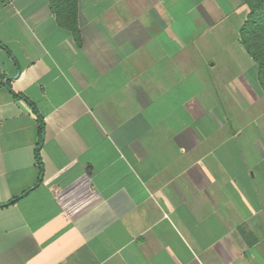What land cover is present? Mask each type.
Instances as JSON below:
<instances>
[{"label": "crops", "instance_id": "0c3cea01", "mask_svg": "<svg viewBox=\"0 0 264 264\" xmlns=\"http://www.w3.org/2000/svg\"><path fill=\"white\" fill-rule=\"evenodd\" d=\"M247 13L77 0L75 35L50 0H0V264H264ZM89 189L73 212L59 201Z\"/></svg>", "mask_w": 264, "mask_h": 264}, {"label": "trees", "instance_id": "16d2710c", "mask_svg": "<svg viewBox=\"0 0 264 264\" xmlns=\"http://www.w3.org/2000/svg\"><path fill=\"white\" fill-rule=\"evenodd\" d=\"M243 2L248 6V13L240 29V39L247 52L256 63L257 80L264 91V36H262L264 33V0H243ZM50 8L60 25L70 29L75 35L78 34L76 27L77 0H50ZM258 30H261L262 33L258 34ZM250 36H253L255 42H251L249 39ZM0 46H2L1 43ZM7 88L14 97H21L29 102L24 95L15 93L10 83H7ZM33 110L37 115L40 139H42L44 120L34 107ZM36 159L40 167V173L42 174L43 167L39 155V147L36 149ZM13 201L14 200H10L0 204V207H5L13 203Z\"/></svg>", "mask_w": 264, "mask_h": 264}, {"label": "built area", "instance_id": "2783aa9c", "mask_svg": "<svg viewBox=\"0 0 264 264\" xmlns=\"http://www.w3.org/2000/svg\"><path fill=\"white\" fill-rule=\"evenodd\" d=\"M95 191L93 189H89L88 192L82 194L80 192H74L72 194L63 195L59 194L58 198L60 203L66 207L69 211L73 212L78 209L81 205H83L86 201L92 200L95 196Z\"/></svg>", "mask_w": 264, "mask_h": 264}, {"label": "rangeland", "instance_id": "374dc122", "mask_svg": "<svg viewBox=\"0 0 264 264\" xmlns=\"http://www.w3.org/2000/svg\"><path fill=\"white\" fill-rule=\"evenodd\" d=\"M261 33H262V31H261V30H258V34H261ZM262 36H264V33H263ZM249 39L251 40V42H255V40L253 39V36H250ZM263 39H264V38H263Z\"/></svg>", "mask_w": 264, "mask_h": 264}]
</instances>
